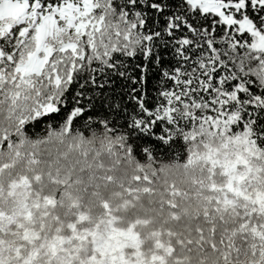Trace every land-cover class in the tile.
<instances>
[{
	"label": "snow or ice",
	"instance_id": "obj_1",
	"mask_svg": "<svg viewBox=\"0 0 264 264\" xmlns=\"http://www.w3.org/2000/svg\"><path fill=\"white\" fill-rule=\"evenodd\" d=\"M0 264H264V0H0Z\"/></svg>",
	"mask_w": 264,
	"mask_h": 264
}]
</instances>
